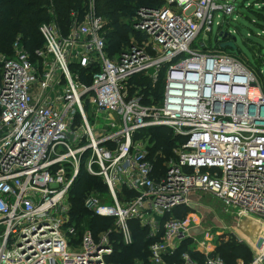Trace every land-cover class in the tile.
Here are the masks:
<instances>
[{"label":"built area","instance_id":"obj_1","mask_svg":"<svg viewBox=\"0 0 264 264\" xmlns=\"http://www.w3.org/2000/svg\"><path fill=\"white\" fill-rule=\"evenodd\" d=\"M156 1L131 18L139 38L113 53L96 0L70 13L65 33L50 11L33 54L19 38L0 51V264H115L111 234L132 244L131 220L150 228L148 264H227L206 239L179 253L190 227L164 217L194 191L264 225V91L235 36L219 29V46L197 41L234 5ZM158 128L175 141L161 166ZM83 172L106 187L105 197L86 194L85 207L113 219L96 237L70 214ZM236 264H264V243Z\"/></svg>","mask_w":264,"mask_h":264},{"label":"trees","instance_id":"obj_2","mask_svg":"<svg viewBox=\"0 0 264 264\" xmlns=\"http://www.w3.org/2000/svg\"><path fill=\"white\" fill-rule=\"evenodd\" d=\"M84 1L0 0V51L10 54L13 41L19 38L24 48L33 54L36 49L42 47L43 37L39 27L42 23L48 22L53 16L50 11L53 10L52 12L65 33L70 23V13L76 10L81 11ZM159 4L156 0H96L98 14L108 20V29L105 36L109 44V51L113 53L120 47L127 46L131 33L139 38V34L131 26V18L139 7ZM122 18H126V20ZM145 80H148V78H145ZM157 86L159 90L152 89V94L155 97H159L162 90L161 84ZM151 140L155 141V148L163 149V154L170 152L175 143L168 129L158 128L152 130ZM161 160L158 158L155 164L161 166ZM91 190H94L95 194L100 192L104 194L106 187L100 177L81 173L71 191L70 214L71 217L77 219L78 223L83 224L80 230L89 229L96 237L100 231L113 229V219L91 215L87 210L84 205V198ZM169 216L167 214L164 219ZM129 224L133 236L132 244L124 245L119 241L118 235L112 233L111 239L115 241L112 255L108 257V261L115 264H148V246L153 239L148 237L145 227H142L137 220H131ZM220 248L222 254H215L219 255L227 264H236L238 259L247 263L252 259L249 249L235 239L223 241ZM185 249L182 246L179 253ZM191 254L199 257L196 253Z\"/></svg>","mask_w":264,"mask_h":264},{"label":"rangeland","instance_id":"obj_3","mask_svg":"<svg viewBox=\"0 0 264 264\" xmlns=\"http://www.w3.org/2000/svg\"><path fill=\"white\" fill-rule=\"evenodd\" d=\"M227 1L234 5L233 12L228 15L219 11V16L216 13L212 32L204 36L199 35L197 41L205 42L207 45L210 44L211 47L219 46L220 43H216V37H218V41H221V37L218 35L219 29L221 32L235 36V46L238 49L240 58L253 70L264 91V16L259 15H264V0ZM122 19L126 20V18ZM260 53L261 55H259ZM143 82L150 84V80L144 79ZM157 85H160V83ZM157 85L154 87L155 90H159ZM86 110L89 117H91L89 105L86 106ZM173 156L170 149V152H165L164 156L155 157L154 159L157 161L160 158L162 159L161 163H163ZM102 195L106 196L102 192L96 196L101 197ZM175 208L169 215L185 220L190 227L188 244L187 246L183 245L185 248L194 247L195 244L197 245L206 239L209 248L214 253L221 255V243L235 239L245 245L253 256L256 249H259L261 244L264 243V225L260 220L250 215H236L210 193L194 191L185 204ZM157 218L156 216L153 217L156 220ZM239 225H243L245 228L239 229ZM144 227L148 235L150 228L148 226ZM156 238H159V235Z\"/></svg>","mask_w":264,"mask_h":264},{"label":"bare ground","instance_id":"obj_4","mask_svg":"<svg viewBox=\"0 0 264 264\" xmlns=\"http://www.w3.org/2000/svg\"><path fill=\"white\" fill-rule=\"evenodd\" d=\"M244 225V224H243ZM243 225H239L238 227H239V229H244L245 228V226H243Z\"/></svg>","mask_w":264,"mask_h":264},{"label":"water","instance_id":"obj_5","mask_svg":"<svg viewBox=\"0 0 264 264\" xmlns=\"http://www.w3.org/2000/svg\"><path fill=\"white\" fill-rule=\"evenodd\" d=\"M226 35H227V33L220 34V36H224V37H225Z\"/></svg>","mask_w":264,"mask_h":264}]
</instances>
